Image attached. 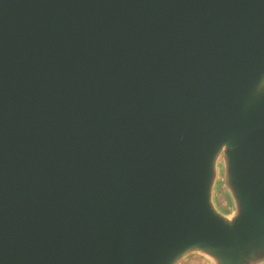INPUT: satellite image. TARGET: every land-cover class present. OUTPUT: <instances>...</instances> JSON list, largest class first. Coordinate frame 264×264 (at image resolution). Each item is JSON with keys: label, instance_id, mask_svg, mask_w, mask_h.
I'll return each mask as SVG.
<instances>
[{"label": "water", "instance_id": "1", "mask_svg": "<svg viewBox=\"0 0 264 264\" xmlns=\"http://www.w3.org/2000/svg\"><path fill=\"white\" fill-rule=\"evenodd\" d=\"M191 253L264 264V0H0V264Z\"/></svg>", "mask_w": 264, "mask_h": 264}, {"label": "rangeland", "instance_id": "2", "mask_svg": "<svg viewBox=\"0 0 264 264\" xmlns=\"http://www.w3.org/2000/svg\"><path fill=\"white\" fill-rule=\"evenodd\" d=\"M222 169L218 165L217 178L214 184L212 199L214 205L223 212L231 213L233 209L231 197L223 183L221 177ZM179 264H213L212 261L204 255L191 253L186 255Z\"/></svg>", "mask_w": 264, "mask_h": 264}]
</instances>
